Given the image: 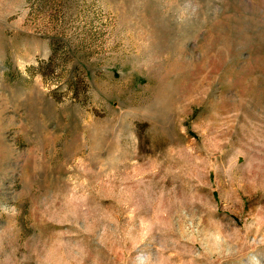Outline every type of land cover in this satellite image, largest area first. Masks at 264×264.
Listing matches in <instances>:
<instances>
[{
    "label": "rangeland",
    "instance_id": "374dc122",
    "mask_svg": "<svg viewBox=\"0 0 264 264\" xmlns=\"http://www.w3.org/2000/svg\"><path fill=\"white\" fill-rule=\"evenodd\" d=\"M0 264H264V0H0Z\"/></svg>",
    "mask_w": 264,
    "mask_h": 264
}]
</instances>
